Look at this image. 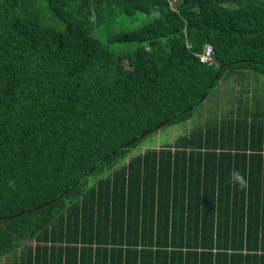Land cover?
I'll use <instances>...</instances> for the list:
<instances>
[{
	"label": "trees",
	"instance_id": "1",
	"mask_svg": "<svg viewBox=\"0 0 264 264\" xmlns=\"http://www.w3.org/2000/svg\"><path fill=\"white\" fill-rule=\"evenodd\" d=\"M2 258L264 264V0H0Z\"/></svg>",
	"mask_w": 264,
	"mask_h": 264
},
{
	"label": "rangeland",
	"instance_id": "2",
	"mask_svg": "<svg viewBox=\"0 0 264 264\" xmlns=\"http://www.w3.org/2000/svg\"><path fill=\"white\" fill-rule=\"evenodd\" d=\"M177 5L176 2H172V7H175ZM223 83V82H221ZM236 90H238V86L236 87ZM216 93V92H215ZM217 96L213 95L211 98L212 100H214ZM211 98L209 99V104L207 106V103L205 104V107L203 106L204 109H202L203 111V116L206 115V110L213 112L214 110L218 109V104L216 101H212ZM212 101V102H211ZM211 102V103H210ZM207 106V109H205ZM195 114V113H194ZM197 119H194V121ZM190 122L191 119L187 120L185 123H178V124H174V125H170V126H166L164 128L158 129L157 131H155L153 136H149L146 140L145 143L143 145H138L137 147L134 148L133 150V154H136L138 152L137 148L141 147V150H145L148 148L149 145L151 148H159L160 145H162L163 143L169 142L172 143L175 138L183 132L184 129L188 130V127L190 126ZM131 154V152H130ZM129 154V155H130ZM8 262V260L6 258H2L0 260V264H6Z\"/></svg>",
	"mask_w": 264,
	"mask_h": 264
},
{
	"label": "built area",
	"instance_id": "3",
	"mask_svg": "<svg viewBox=\"0 0 264 264\" xmlns=\"http://www.w3.org/2000/svg\"><path fill=\"white\" fill-rule=\"evenodd\" d=\"M202 47H203L202 52L197 55L198 60L201 63H205L207 65H211L213 63L212 48L210 47L209 44H206V45H204Z\"/></svg>",
	"mask_w": 264,
	"mask_h": 264
},
{
	"label": "water",
	"instance_id": "4",
	"mask_svg": "<svg viewBox=\"0 0 264 264\" xmlns=\"http://www.w3.org/2000/svg\"><path fill=\"white\" fill-rule=\"evenodd\" d=\"M217 77V75L215 76V78ZM206 96V94L202 97V99L204 98ZM201 99V100H202ZM200 100V101H201ZM189 109V108H188ZM168 122V120H165V121H163V122H161L160 124H158V125H156L155 126V129H157V128H159V127H161L162 125H165L166 123ZM149 131L147 130V131H145V132H143L142 133V136L143 135H146L147 133H148ZM135 141V138H133L131 141H129V142H127L125 145H124V147H128L132 142H134ZM54 200H51V201H49V202H47V203H45V204H43V206H45V205H47V204H49V203H51V202H53ZM42 205H39V206H37L36 208H40ZM30 211V210H29Z\"/></svg>",
	"mask_w": 264,
	"mask_h": 264
},
{
	"label": "clouds",
	"instance_id": "5",
	"mask_svg": "<svg viewBox=\"0 0 264 264\" xmlns=\"http://www.w3.org/2000/svg\"><path fill=\"white\" fill-rule=\"evenodd\" d=\"M233 178L239 179V173H233Z\"/></svg>",
	"mask_w": 264,
	"mask_h": 264
}]
</instances>
